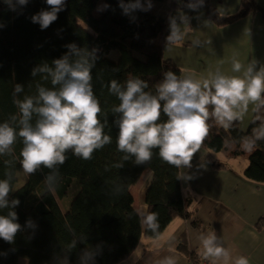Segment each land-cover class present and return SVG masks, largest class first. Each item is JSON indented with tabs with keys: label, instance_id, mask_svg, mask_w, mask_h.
Returning <instances> with one entry per match:
<instances>
[{
	"label": "trees",
	"instance_id": "obj_1",
	"mask_svg": "<svg viewBox=\"0 0 264 264\" xmlns=\"http://www.w3.org/2000/svg\"><path fill=\"white\" fill-rule=\"evenodd\" d=\"M100 1L110 8L98 12ZM176 1L172 6L177 10L190 2L197 3V9L217 27L233 23L250 12L259 11L263 15L255 0H241L240 8L231 14H221L210 0H203L202 5L199 0ZM47 8L45 0H29L27 6L12 11L0 0V23L4 25L0 28V122L8 120L10 115H18L13 103L16 83L24 85L18 99L35 95L36 83L51 87L40 75L31 76L34 66L44 61L51 64L54 58L67 51L69 43L89 49L97 47L100 59L92 70L93 91L102 109L101 120L107 115L105 132L112 136V143L94 152L90 160L69 152L68 159L60 166V179L53 188H48L44 179L48 169L32 176L23 173L19 163L22 148L19 139L12 155L0 156V179L5 178L9 170L4 161H13L11 183L16 190L10 193L9 199H19L20 204L13 210L23 227L14 244L0 239V253H6L0 255V264H16L20 256L26 257L25 264H65L68 244L83 236L86 242H78L76 248L67 253L69 264H80L81 250L97 245L102 252L95 264H118L134 250L142 234L156 238L174 218L188 219L194 209L176 178L180 170L162 162L157 149L145 165L128 160L120 169L113 166L123 155L116 149L118 127L114 120L118 114L111 112L119 100L102 85L111 79L123 83L129 77H139L148 82L146 91L155 94V86L164 72L173 71L182 76V70L163 55L166 18L162 15L150 11H137L134 18L123 15L118 0H66L65 10L58 14V19L46 30H41L30 17ZM161 120H166V116L162 114ZM207 123L209 133L201 147L207 150L209 165L217 170L231 168L232 159L243 158L247 164L242 176L264 184V141H258L252 152L244 147L254 130L264 123V109L253 112L245 129L240 127L239 121L228 129L218 126L214 118ZM138 183L143 185L145 209L158 215L156 232L145 227L134 207L131 187ZM117 187L121 189L119 194L115 192ZM71 190L73 194L68 197ZM6 213V209L0 210V214ZM28 219L37 225L35 229L24 227ZM200 224V221H192L195 227ZM176 250L191 260L197 259L188 247L184 231L177 236Z\"/></svg>",
	"mask_w": 264,
	"mask_h": 264
},
{
	"label": "clouds",
	"instance_id": "obj_2",
	"mask_svg": "<svg viewBox=\"0 0 264 264\" xmlns=\"http://www.w3.org/2000/svg\"><path fill=\"white\" fill-rule=\"evenodd\" d=\"M9 10L27 6L29 0H3ZM47 9L33 14L32 23L46 30L65 10L66 0H45ZM203 0H199L202 5ZM122 14L134 18L137 11L147 12L152 8L151 0H118ZM197 9V3L187 5ZM110 5L104 3L97 7L98 12L105 11ZM188 23V19L186 18ZM4 25L0 23V28ZM168 44L183 39V33L174 19L169 21ZM67 51L49 64L44 61L33 67L31 76L40 75L41 80L49 81L51 87L36 83L35 95H25L24 85L16 83L13 88V103L18 115H10L8 120L0 122V156H10L18 139L22 143L20 165L26 176L35 175L42 169H48L44 179L48 188L57 185L60 179V166L71 152L83 160L93 158V153L112 143V136L105 132L107 115L101 120L102 109L93 91L92 70L100 59L99 49L81 47L75 43L66 45ZM223 63V62H221ZM259 62L252 59L242 62L237 55L231 58V71L240 75H227L220 67L209 72L207 77L195 78L192 73L178 76L173 71L163 73L155 86V94L146 91L148 82L139 77H129L121 83L111 79L106 85L109 94L114 95L118 105L111 109L118 114L114 123L118 127L116 149L122 153L120 162L113 166L124 167V162L132 160L136 165H145L152 160L153 150H158L162 162L178 170L191 169L194 156L199 152L209 133L208 120L214 118L218 126L230 128L234 122L242 121L252 106L259 113L264 109V65L257 68ZM211 109V111H210ZM162 114L166 120H161ZM257 119H260L257 116ZM258 141H264V123L257 127L244 147L252 152ZM5 178L0 179V239L14 244L16 235L23 231L18 215L13 210L20 204L18 198L9 199L14 190L11 171L13 161L5 160ZM190 181L193 176L180 171L176 177ZM117 187L115 192L119 194ZM142 222L148 230L156 232L159 228L158 215L147 209L142 212ZM27 228L37 225L28 219ZM85 243L86 236L73 239L67 246L64 256L69 264L67 253ZM205 259L227 260L230 253L222 246L216 234L208 233L200 237ZM102 249L86 246L79 256L80 264H95ZM6 255V253H0ZM160 264H175L172 257H166ZM234 264H250L247 257H237Z\"/></svg>",
	"mask_w": 264,
	"mask_h": 264
},
{
	"label": "crops",
	"instance_id": "obj_3",
	"mask_svg": "<svg viewBox=\"0 0 264 264\" xmlns=\"http://www.w3.org/2000/svg\"><path fill=\"white\" fill-rule=\"evenodd\" d=\"M174 2L177 1H153L150 12L166 18L163 55L180 67L182 76L192 73L197 79L204 78L217 67L227 75H240L231 71L234 54L244 63L256 59L257 68L264 65V0H255L263 15L259 11L250 12L221 27L208 20L200 9L193 11L187 5L174 9ZM210 2L221 14L234 13L241 6V0ZM171 19L184 34L174 44L166 41ZM248 115L252 118V109ZM207 155V150L201 147L193 158L192 168L180 170L193 176L190 181L180 180L183 194L191 199L193 215L188 219L174 218L156 238L142 234L134 250L118 264H160L166 257H172L175 264H234L241 255L250 264H264V184L245 179L243 169L237 170L232 164L231 168L213 169ZM141 191L138 202L142 201ZM133 198L135 203L134 195ZM193 220L200 221V226L192 225ZM182 231L186 233L190 251L197 255L196 260L176 250L177 236ZM213 232L230 253L229 259L204 258L200 237Z\"/></svg>",
	"mask_w": 264,
	"mask_h": 264
},
{
	"label": "rangeland",
	"instance_id": "obj_4",
	"mask_svg": "<svg viewBox=\"0 0 264 264\" xmlns=\"http://www.w3.org/2000/svg\"><path fill=\"white\" fill-rule=\"evenodd\" d=\"M153 2V1H151ZM99 5H102L101 4V1H100V4ZM78 23L84 27H86L81 21H78ZM251 106V105H250ZM249 106V111H251L252 109V106L250 108ZM250 119L251 117L249 118V115L248 113L244 116L243 120L242 121H239V125L241 126H247L250 122ZM232 165H234L237 170H242L246 164H247V161L243 158H235V159H232L231 162H230ZM140 186H143L141 183H138L136 185H132L131 187V193L134 195L135 197V203H134V207L135 209L138 211V213L140 214L141 218L143 219L142 217V212L143 210H145V205H144V200H143V197H142V201L138 202V197L141 195L142 191H141V187ZM73 191L74 190H71L70 194L68 197H70L71 194H73ZM27 261L26 257L24 256H20L18 259H17V263L16 264H25Z\"/></svg>",
	"mask_w": 264,
	"mask_h": 264
}]
</instances>
